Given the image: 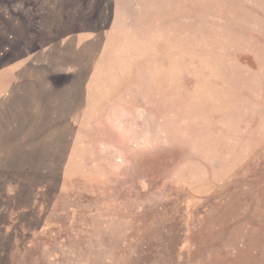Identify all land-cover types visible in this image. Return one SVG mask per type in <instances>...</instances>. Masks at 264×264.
Here are the masks:
<instances>
[{"label":"rangeland","instance_id":"obj_1","mask_svg":"<svg viewBox=\"0 0 264 264\" xmlns=\"http://www.w3.org/2000/svg\"><path fill=\"white\" fill-rule=\"evenodd\" d=\"M0 264H264V0H0Z\"/></svg>","mask_w":264,"mask_h":264}]
</instances>
